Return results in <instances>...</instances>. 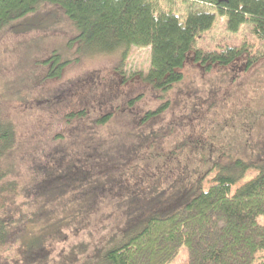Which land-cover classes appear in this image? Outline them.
Here are the masks:
<instances>
[{
    "label": "rangeland",
    "instance_id": "1",
    "mask_svg": "<svg viewBox=\"0 0 264 264\" xmlns=\"http://www.w3.org/2000/svg\"><path fill=\"white\" fill-rule=\"evenodd\" d=\"M34 20L58 22L48 28ZM25 21L32 24L28 31L0 32L1 106L17 128L8 157L21 187L17 202L48 240L50 264L70 250H77L78 264H106V253L154 203L169 205L183 192L186 203L214 175L230 173L241 182L240 174L247 181L264 169V56L247 71L238 61L205 73L188 60L183 80L166 94L168 108L141 122L145 111L162 104L148 85L130 78L149 69V47L129 50L117 84L119 54H96L75 40V25L57 7L46 5ZM246 37L218 18L196 48L237 45ZM53 50L74 61L59 77L43 78ZM128 98L133 104L125 111L119 105ZM81 108L84 116L68 120ZM209 157L230 169L209 166ZM168 264H189L188 248L181 246Z\"/></svg>",
    "mask_w": 264,
    "mask_h": 264
},
{
    "label": "trees",
    "instance_id": "2",
    "mask_svg": "<svg viewBox=\"0 0 264 264\" xmlns=\"http://www.w3.org/2000/svg\"><path fill=\"white\" fill-rule=\"evenodd\" d=\"M46 5L66 15L75 25L78 36L74 39L94 53L119 54L117 84L124 77L119 70L129 50L150 48L149 69L130 78L137 77L148 85L162 104L156 110L145 111L141 122L168 108L166 94L183 80L188 60L209 73L215 67L238 61H244L247 71L264 56V0H0V32L10 27L28 31L32 24L25 21L27 17ZM218 18L224 19L230 32L243 29L247 37L237 45L220 43L211 49L196 48L197 40L214 27ZM44 22L47 25L31 21L48 28L58 21ZM73 61L63 58L57 50L50 51L43 61L48 68L43 78L59 77ZM3 97L0 96V264H50L48 240L36 233L38 224H34L25 205L17 202L21 187L12 179L14 165L8 157L18 135L16 124L1 106ZM133 99L128 98L119 107L128 110ZM119 107L115 111H120ZM85 114L86 108H81L67 117L69 120ZM110 115L111 112L101 114L95 123L102 124ZM209 159V166L213 162L225 171L230 169L220 158ZM244 175L240 174L241 182L230 173L214 175L206 188H200L186 203L185 192L174 196L168 206L154 203L147 217L127 227L125 233L133 231L129 237L106 253V264H168L181 246L188 248L189 264H264V224L259 221L264 216V169L247 181H242ZM77 259V250H70L60 264H75Z\"/></svg>",
    "mask_w": 264,
    "mask_h": 264
}]
</instances>
